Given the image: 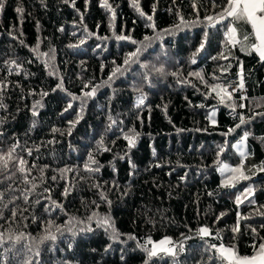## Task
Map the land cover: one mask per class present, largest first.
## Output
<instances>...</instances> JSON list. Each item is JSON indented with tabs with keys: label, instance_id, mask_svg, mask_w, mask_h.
Segmentation results:
<instances>
[{
	"label": "trees",
	"instance_id": "16d2710c",
	"mask_svg": "<svg viewBox=\"0 0 264 264\" xmlns=\"http://www.w3.org/2000/svg\"><path fill=\"white\" fill-rule=\"evenodd\" d=\"M108 3L114 11L101 0H75V6L71 0H4L0 9V154L18 145L14 155L27 161L25 173L17 171L18 161L0 173V264H145L140 245L150 248L149 238L164 237L183 243L179 264H220L209 259L215 250L205 251L211 244L253 255V244L264 242V116L257 115L264 113V61L249 47L251 26L220 19L227 0ZM181 17L185 23L176 29ZM227 26L237 27L241 43L229 42ZM145 37L151 38L147 48ZM137 48L138 63L109 81ZM160 67L163 74L154 70ZM216 85L220 96L235 86L231 100L221 101L212 91ZM241 116L247 122L237 128ZM133 129L139 136L130 149L124 135ZM245 132L240 156L233 144ZM223 163L243 165L250 178L226 187L233 174L218 171ZM94 213L111 217L119 240L89 220ZM49 221L63 234L40 243ZM203 226L212 236L202 240L197 230ZM88 227L93 230L80 231ZM150 264L173 260L161 255Z\"/></svg>",
	"mask_w": 264,
	"mask_h": 264
},
{
	"label": "snow or ice",
	"instance_id": "6c2138e0",
	"mask_svg": "<svg viewBox=\"0 0 264 264\" xmlns=\"http://www.w3.org/2000/svg\"><path fill=\"white\" fill-rule=\"evenodd\" d=\"M43 2V0H42ZM65 3H69V0H64ZM72 5L75 6V0H71ZM87 3V0H85ZM101 6L108 9L109 11H114L112 9V5L108 3V0H101ZM134 7H137L138 5L134 2L133 4ZM4 7V0H0V9H3ZM195 7V5H194ZM139 10V9H138ZM17 12H22L23 10L21 8L16 9ZM142 16L145 15L143 12L140 13ZM230 18L233 25H236L237 22H242L245 24H249L252 28V36L254 37V41L251 43L249 46L251 50L255 51L258 55L261 61H264V0H227V6L224 7L223 12L220 14V19H226ZM83 19V17H81ZM147 19L149 21L152 20V16H147ZM207 20L213 21L214 17L208 16L206 17ZM185 22L183 20V17H181V23L175 25L176 29H180L181 25H183ZM154 27V25H152ZM187 26V25H185ZM169 31V30H165ZM174 34V33H172ZM229 42L233 45L241 43L239 39H237V27L236 26H227V32H226ZM117 40H125V39H131L130 37L123 36V35H118L116 36ZM249 39V36L245 34L243 36V40L247 41ZM145 41L147 43L143 44V48H147L148 45L151 43V38L150 37H145ZM207 42V33H205L204 40L201 42L199 49L197 50V53L201 50L204 49L205 43ZM84 41L81 40V44H83ZM132 43H137L136 41H132ZM142 52V48H137L136 51L129 53L126 58L124 59L123 66H117L112 75L109 76L108 80L112 81L114 77L117 76V74H123L124 71H127L133 63H138V57ZM195 55V54H194ZM13 63H15L13 61ZM192 63H195V58L193 57ZM143 67L147 68V65H143ZM156 72L163 74L164 69L163 67L160 68H155L154 69ZM193 75L200 76L199 73H194ZM146 81L149 80V76L147 73L144 74L143 77ZM201 79H203L201 77ZM105 83H108L107 81ZM62 87V85L58 84L57 88ZM239 87L242 89L243 88V69H241L240 73V84ZM220 86H212V91L216 92L218 96H220V91H217ZM55 91V89H53ZM96 89L93 88L91 92H86L84 93L85 97H91L95 94ZM221 91L224 92L223 96H220L221 101L224 100L225 96L231 100L232 94L227 91L226 88L221 89ZM48 93H42V95H47ZM78 99L77 97H73V100ZM144 103V97L141 95V97L138 99V104L137 106L139 107ZM2 107V105H0ZM72 107V104L69 103L68 107L65 108V111H68ZM240 107H244L243 104L240 105ZM233 111H235V106H233ZM33 116L38 115V112L36 111V107L34 106L33 111H32ZM257 115L264 116V113H258ZM214 117L215 113L213 112L212 115L209 117V119H212L214 122ZM111 119V117H109ZM79 118L77 121L73 122L78 123ZM247 121L243 116L240 117V124H238L236 127L239 128L240 125L245 124ZM112 123H116L115 121H112ZM109 128H111V125H109ZM54 131H56L54 129ZM235 131V129H229V133ZM227 135V133H225ZM249 133L245 132L243 139L246 140L248 137ZM139 136V133L135 132V130H130L128 133H125L124 138L128 141V147L131 149L132 147H135L136 140ZM264 140V138H261ZM18 147V145H14L9 148V150L4 153L0 154V173H4L8 171L9 164L15 163L18 161L17 165V171L20 173H25L27 171L26 165L27 161H25L22 157H18L15 154V149ZM107 150V149H105ZM223 151V149H221ZM155 154V153H154ZM29 155H31V152L29 151ZM241 155H244V153H241ZM123 158V157H121ZM89 161L91 164H97V161L89 154ZM86 169L90 172H95L99 171V167L97 166L96 168H91L88 165H85ZM134 168L135 165H132ZM227 167V166H225ZM261 171H264V165L261 166L260 168ZM67 171V169L65 170ZM229 171L233 174L231 175L228 180L225 181V186H234L236 182H239V180H247L250 177L245 174V171L243 170V165L237 168H231ZM14 175V173H13ZM55 179V177H53ZM25 181L27 182V176H25ZM33 188L36 187L35 184L32 186ZM30 191V190H28ZM47 191V189H46ZM248 192L251 193L252 189L249 188ZM70 194V189L65 188V191L63 193L64 196H67ZM3 196L4 193L0 192V203L3 201ZM50 199V197H48ZM25 200H27V196H25ZM237 202L239 201V197H237ZM39 203V201H37ZM108 203H111L108 201ZM53 204L57 208H62V205L57 204L55 201H53ZM6 207V205H4ZM13 216L16 215V212L13 211L12 213ZM223 215V214H222ZM95 220V223L97 227H102L104 228L106 233H109L110 239L112 240H119L120 238V233L116 230V228L113 225V222L111 220V217L104 216V217H98L94 213L93 216L89 217V220ZM55 227L56 231H52V227ZM93 229L91 227H88L87 229H80V231H92ZM110 230V232H109ZM68 231H72L71 229H68ZM232 231L235 233L239 231L238 227L233 228ZM253 232H255V229H252ZM56 233H60L61 235L63 234V230L60 226H55L54 222L49 221L48 226L45 228V234L40 238V243H44L47 240L55 241L57 239ZM75 235V233H73ZM197 235L203 240L207 237L212 236L211 230L206 227H200L197 230ZM216 237L219 238V233L216 234ZM9 239H12L9 237ZM21 239V236H17L15 238L16 241H19ZM129 239H136L134 236H129ZM184 239H191V237L185 236ZM5 243V239L2 233H0V246H2ZM147 244L152 245V247H147L146 245H140V247L143 248V250L146 252L147 259L145 260V264H150V261L157 256L161 255H167L172 258L173 264H179V261L177 257L179 256L180 252L184 251V245L183 243H180L178 246L173 244V241L170 238H165L164 240L159 241L158 243H153V241L149 238L147 241ZM108 247H111L109 245ZM253 249H254V254L251 256H241L238 254L237 250L235 249V246H225L223 243L220 245L216 244H211L208 246V248L205 249V251H211L215 250V257H210L209 259H216L220 262V264H264V242H261L258 246L256 247L255 244H253ZM10 250V249H9ZM107 250V249H106ZM39 253L37 252V255ZM123 259V257H121ZM26 264H31V261L26 262Z\"/></svg>",
	"mask_w": 264,
	"mask_h": 264
},
{
	"label": "rangeland",
	"instance_id": "374dc122",
	"mask_svg": "<svg viewBox=\"0 0 264 264\" xmlns=\"http://www.w3.org/2000/svg\"><path fill=\"white\" fill-rule=\"evenodd\" d=\"M213 112L215 113L214 122H213L212 119H209V120H210V123H212V124H214L215 121H216L217 110H216V109H212V110L209 112V117L212 115ZM243 137H244V135H242V136H241L237 141H235L234 144H233L234 149L236 150V152H237L240 156H244V155H241V153H244V154H245V152H246V140H244ZM225 166H227V167H225ZM229 169H230V166H229L228 164H225V163L221 164V165L218 167V171L221 172V173H223V172H225V171H227V170H229ZM165 238H170V239L172 240L171 237H164V238H162V239H160V240H152V241H153V243H158L159 241L164 240ZM172 241H173V240H172ZM173 244L177 245V243H175L174 241H173ZM149 246L152 247V245H150V244H149Z\"/></svg>",
	"mask_w": 264,
	"mask_h": 264
},
{
	"label": "built area",
	"instance_id": "2783aa9c",
	"mask_svg": "<svg viewBox=\"0 0 264 264\" xmlns=\"http://www.w3.org/2000/svg\"><path fill=\"white\" fill-rule=\"evenodd\" d=\"M226 89H227V91L230 92L231 94H233V93L236 92V87H235V86H228ZM240 95H241V98H243L244 95H245V88H244V86H243L242 89L240 88Z\"/></svg>",
	"mask_w": 264,
	"mask_h": 264
},
{
	"label": "crops",
	"instance_id": "0c3cea01",
	"mask_svg": "<svg viewBox=\"0 0 264 264\" xmlns=\"http://www.w3.org/2000/svg\"><path fill=\"white\" fill-rule=\"evenodd\" d=\"M259 56V55H258Z\"/></svg>",
	"mask_w": 264,
	"mask_h": 264
}]
</instances>
